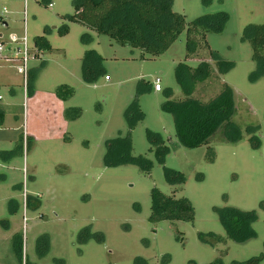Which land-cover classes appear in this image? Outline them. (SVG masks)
<instances>
[{
  "label": "rangeland",
  "instance_id": "374dc122",
  "mask_svg": "<svg viewBox=\"0 0 264 264\" xmlns=\"http://www.w3.org/2000/svg\"><path fill=\"white\" fill-rule=\"evenodd\" d=\"M72 1H26L28 43L44 35L50 49L29 59L34 75L25 98L19 61L1 53L0 148L13 150L23 130L28 138L20 139L18 152L5 155L10 160L0 158V264H209L217 257L222 264H264V65L252 60L245 35L247 25L264 23V0H172V10L186 22L214 12L227 16L219 32L206 33L208 50L200 51L231 88L240 137L229 140L219 128L196 148L177 141L173 117L162 109L168 89L172 97L180 95L175 65L197 64L185 59V32L149 57L68 20ZM22 31V2L0 0L2 38ZM86 49L100 56V72L90 82L81 72ZM216 59L230 61L231 68L218 73ZM216 79L201 84L196 95L213 98ZM61 84L71 88L64 102L54 95ZM34 105L49 112V129ZM60 106L68 109L67 119H58ZM117 136L130 138L133 161L106 164L105 143ZM158 143L165 147L160 156ZM165 168L180 172L183 182L171 183ZM153 188L188 199L192 219L151 221ZM223 207L253 211L254 236L244 242L226 237L219 220ZM13 235L22 239V262L12 249Z\"/></svg>",
  "mask_w": 264,
  "mask_h": 264
},
{
  "label": "trees",
  "instance_id": "16d2710c",
  "mask_svg": "<svg viewBox=\"0 0 264 264\" xmlns=\"http://www.w3.org/2000/svg\"><path fill=\"white\" fill-rule=\"evenodd\" d=\"M72 4L74 13L67 16L68 20L81 23L97 34L107 35L119 45L137 48L149 57L162 54L184 31L185 59H195L197 64L192 67L185 62H178L175 65L174 77L180 95L174 98L171 90L168 89L162 103V109L173 117L177 141L186 148H196L207 144L219 128L222 130V136H226L227 139L232 141L239 139V128L232 121L234 110L231 88L219 81V76H216L217 73L212 65L203 58L200 51V49L208 50L205 42L206 33L219 32L222 29L227 19L225 13L214 12L186 22L182 14L172 10V0H73ZM59 33L66 34L67 26H62ZM245 35L251 46L252 60L258 66L264 65V23L247 25ZM33 45L40 50L50 49L44 35L34 37ZM210 54L212 55L211 52ZM99 60L100 56L93 49L84 51L81 72L85 81L90 82L97 77L100 72ZM231 66L230 61L216 59L218 73L226 72ZM213 78H217L218 81L214 84L216 93L217 86H221L220 92L209 99L197 96L199 86ZM55 95L66 100L71 95V88L61 84L56 87ZM67 114L68 109L65 110V115ZM20 139L9 152L19 150ZM157 147H161L156 152V155L160 156L165 147L161 143H158ZM105 148L106 164L133 161L134 157L129 155L131 146L128 136H117L107 140ZM164 170L171 183L180 185L183 182L184 177L180 172L169 168ZM150 195L151 221L192 219L193 208L185 197L176 198L173 194L168 195L154 188ZM254 217L253 211H242L235 207L219 209V220L226 237L235 242H244L254 236L251 228ZM12 249L18 260L22 262L20 236L13 235ZM258 260L234 261L230 264H256ZM209 264H222V262L217 257Z\"/></svg>",
  "mask_w": 264,
  "mask_h": 264
},
{
  "label": "built area",
  "instance_id": "2783aa9c",
  "mask_svg": "<svg viewBox=\"0 0 264 264\" xmlns=\"http://www.w3.org/2000/svg\"><path fill=\"white\" fill-rule=\"evenodd\" d=\"M22 2V17H23V31L21 34L11 33L7 38L0 37V59L2 57H6L7 55L11 58H15L19 61L20 65V72L22 74V86H23V93L24 98L26 95V90L28 87V80H29V67L28 61L30 58L38 57L41 53V50L38 49L35 45L30 46L28 43L27 35H26V16H27V0H20ZM52 3H48L50 7ZM7 53L6 55L3 54L1 57V53ZM159 78H155L153 81V89L155 91L160 90L159 86ZM1 99V96H0ZM25 116V113H24ZM23 116V125H24V117ZM24 127V126H23ZM22 142L26 143V134L25 130L22 132ZM26 181V170L23 167L22 169V200H23V220L25 215V203L27 199V190L25 187Z\"/></svg>",
  "mask_w": 264,
  "mask_h": 264
},
{
  "label": "crops",
  "instance_id": "0c3cea01",
  "mask_svg": "<svg viewBox=\"0 0 264 264\" xmlns=\"http://www.w3.org/2000/svg\"><path fill=\"white\" fill-rule=\"evenodd\" d=\"M18 1H20V0H18ZM2 20V19H1ZM1 23H2V25H4L5 27H8L9 26V21L8 20H2L1 21ZM0 37H2V33H0ZM33 75H34V71H33V69L32 68H29V80H28V85H30V81L32 80V77H33ZM31 90L32 91H34L35 92V89H34V87L33 86H31ZM28 92H29V87H28ZM10 93H14V90H13V88H10ZM54 95H55V91H54ZM55 97L60 101V102H64L65 100H62V99H60V98H58L56 95H55ZM46 101H47V103L48 102H50V99H45ZM40 101H41V103H44V101H43V97H41L40 96ZM60 107H62V106H60ZM38 109V107L37 106H35L34 105V111H36V115H37V117H41L42 118V116H43V118L44 119H41L42 121H43V123L46 125V127L49 129L50 128V125H51V120H50V118H49V112H40V111H38L37 110ZM65 108L64 107H62L61 108V110H59V114H60V117L58 118V119H60V118H62V116H63V118H65V119H67L66 118V115H65ZM3 116H4V112L0 109V121H2L3 120ZM57 117H58V115H57ZM50 120V121H49ZM55 122V121H54ZM54 122H53V124H54ZM33 136V135H32ZM26 137L28 138V134L26 135ZM9 142L11 143L10 145H11V147H12V145H13V143L14 142H12L11 140H9ZM16 144V143H15ZM1 147V146H0ZM2 149H4V148H0V158L3 160V161H8V160H10L11 158H10V156L9 155H7V156H5L6 154H10V155H12V154H14V152H9L10 150H6V149H4V150H2ZM13 149H14V147H13ZM16 152H18V150L16 151ZM15 152V153H16ZM9 156V157H8ZM4 177H6L5 175H4ZM12 201H14L13 200V198H12ZM11 201V202H12ZM11 207V206H10Z\"/></svg>",
  "mask_w": 264,
  "mask_h": 264
}]
</instances>
